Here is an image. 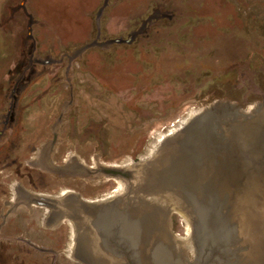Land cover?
Segmentation results:
<instances>
[{
  "label": "rangeland",
  "instance_id": "rangeland-1",
  "mask_svg": "<svg viewBox=\"0 0 264 264\" xmlns=\"http://www.w3.org/2000/svg\"><path fill=\"white\" fill-rule=\"evenodd\" d=\"M18 1L0 0V118L16 89L0 140V264H84L71 257L70 222L50 228L49 208H16L15 186L101 198L118 184L97 164H136L215 101L264 102V0H28L27 40ZM49 157L87 172L59 177L39 165ZM182 216L172 214V228L189 237Z\"/></svg>",
  "mask_w": 264,
  "mask_h": 264
},
{
  "label": "water",
  "instance_id": "water-1",
  "mask_svg": "<svg viewBox=\"0 0 264 264\" xmlns=\"http://www.w3.org/2000/svg\"><path fill=\"white\" fill-rule=\"evenodd\" d=\"M26 2L18 6L29 16L25 40L33 38L35 23ZM57 141L55 131L51 151ZM135 163H99L96 168L128 183L120 196L102 202L52 198L59 204L55 221L75 223L74 259L120 264L112 243L121 233L137 252V264H264V102L215 101L166 138L149 160ZM39 198L36 204L52 209L42 199L50 196ZM174 212L185 216L191 236L173 232Z\"/></svg>",
  "mask_w": 264,
  "mask_h": 264
},
{
  "label": "flooded vegetation",
  "instance_id": "flooded-vegetation-1",
  "mask_svg": "<svg viewBox=\"0 0 264 264\" xmlns=\"http://www.w3.org/2000/svg\"><path fill=\"white\" fill-rule=\"evenodd\" d=\"M21 1L22 0H19L17 3L16 6H11L12 9H13V13H16L17 14V6L21 4ZM28 1V0H27ZM28 6L27 2H26V7ZM21 10H23V12H25V10L23 8H21ZM26 13V12H25ZM15 14V15H16ZM27 15V14H26ZM28 16V15H27ZM11 17V16H10ZM29 18V16H28ZM35 19V18H34ZM36 21V19H35ZM35 25V24H34ZM27 31H28V26H27ZM33 37H34V32H33ZM34 47V46H33ZM31 60L32 62H37L39 64H42L40 62V58H33L31 57ZM58 60L56 59H50L49 60V63H43V64H52V63H56ZM10 111L8 110L7 111V114L6 113H2L1 116L3 118H0V140H4L5 138H8L7 137V130L9 128V124L11 122V117H12V113L11 112L10 114ZM9 115L8 119H6V116ZM193 117V116H190L189 119ZM188 119V120H189ZM176 130L180 129V128H175ZM169 132V131H168ZM173 133V132H172ZM171 133V134H172ZM171 136V135H170ZM169 137V136H168ZM155 143V142H154ZM154 143L151 144L150 148L148 149V151L145 153V155L143 156V158H141L142 160H144V158L148 157V159L146 160H149L150 157H152L154 154H152V156L150 155L151 154V151L152 149L154 148ZM160 146V145H159ZM158 148L155 149V151L157 150ZM149 153V154H148ZM45 157H46V154H44ZM149 155V156H147ZM33 157V155H32ZM64 161L62 163H57V168L56 166L52 167V160L49 158L45 159V163L44 164H39L40 166L44 167V168H49V170L52 172V173H57L59 174V177L61 176L62 178H65V177H73V176H83L86 172H87V169L80 164V162H75L74 160H70V159H67V158H64L63 159ZM70 160V161H69ZM134 163H127L125 164L124 166L122 167H129V166H133ZM96 166L94 165H91V168H95ZM97 167H98V164H97ZM57 169V170H56ZM55 175V174H54ZM57 177V176H56ZM81 178V177H80ZM117 186L118 188H116L115 190H112L111 192H108L106 193L103 197L101 198H95V199H90L89 201L90 202H102V201H105V200H109V199H112L123 194V192L126 190V186L128 183L124 184V181L121 180V179H117ZM126 185V186H125ZM15 189L18 191L19 193V197L18 199L15 201V207L17 208L18 206H21V205H27V204H36L35 201L36 199H40L39 196L42 195V196H50L51 199H46V198H42L44 199L46 202H48V204L52 207L51 211H48L46 209V214L48 213L47 217L49 218L50 217V220L49 222H47L46 224L50 227V228H57L58 225L59 227L64 224V223H69L70 227H71V230H70V241L68 243V245L71 243L74 247H76V244L78 242V238H79V235L76 233V226H75V223L73 221H69L68 218H63L61 220H56L55 221V214H57V212H55L56 210V207L59 206V204L56 202V200H53L52 198H59L61 196H64V195H60L59 193L61 192L62 188L60 187H57L55 190L56 192H52V191H48V192H38L36 191L35 193L32 192L30 190H28L27 188H25V186H23L22 184H17L15 186ZM71 190H73L74 192H70L69 194H67L68 196L70 197H73L71 200H75L77 198V196L75 195V193L77 194H81L80 192L70 188ZM119 189V190H118ZM118 191V192H117ZM65 192V191H63ZM74 195V196H72ZM82 198V197H81ZM70 199V198H69ZM38 205V204H36ZM40 208H46V206H41V205H38ZM53 213V214H52ZM9 214H10V211H7V214L5 215L4 217V223L7 222L8 218H9ZM45 214V216H46ZM107 217L104 216V219H106ZM183 218V216H182ZM186 220L185 218H183V221ZM38 221V219H37ZM185 222V221H184ZM120 226V225H119ZM184 227H185V231L187 230H191L192 232V229L187 225L186 227V222L184 224ZM189 227V228H188ZM173 232H174V229L172 228ZM175 233V232H174ZM176 234V233H175ZM119 235V238L116 236V238L114 239V242L112 243L115 247L114 249V252L117 254L116 256H118V262L120 264H137L138 263V256H137V252L136 251H133V247L129 244V243H124V241H127L123 238H120V236H122L121 233L118 234ZM191 236V235H190ZM185 238H187V236L185 235ZM128 242V241H127ZM71 245V246H72ZM76 250V248H75ZM75 253V252H74ZM71 257L74 258L73 255H71ZM58 258V257H57Z\"/></svg>",
  "mask_w": 264,
  "mask_h": 264
},
{
  "label": "bare ground",
  "instance_id": "bare-ground-1",
  "mask_svg": "<svg viewBox=\"0 0 264 264\" xmlns=\"http://www.w3.org/2000/svg\"><path fill=\"white\" fill-rule=\"evenodd\" d=\"M190 114H191V113H190ZM192 114H194V113H192ZM187 121H188V119L184 122V124H185ZM187 123H188V122H187ZM187 123H186V124H187ZM184 126H185V125H184ZM184 126H183V127H184ZM183 127H182V128H183ZM182 128H181V129H182ZM181 129H179V130H181ZM179 130H178V131H179ZM175 131H176V129L173 128V129H171V131H169L168 133H166V134H162V135H159V136L157 137V139L155 140V143H154V146H153L154 148L152 149L150 155L152 156V154H154V153L156 152L155 149L158 148L159 145H160V144H161L166 138H168V136L172 135ZM178 131H177V132H178ZM172 132H173V133H172ZM171 133H172V134H171ZM175 133H176V132H175ZM175 133H174V134H175ZM148 154H149V153H148ZM147 156H149V155H147ZM142 158H143V157H142ZM146 159H148V157L144 158V160H146ZM131 164H132V163H131ZM121 166H122V165H121ZM117 192H118V191H117ZM63 193H64L63 195L66 196V195L69 194L70 192H69V191H65V192H63ZM112 198H113V197H112ZM188 225H189V223H188ZM186 227H187V226H186ZM189 227H190V226H189ZM189 227H188V228H189ZM190 228L192 229V226H191ZM188 232H191V230L189 229ZM188 236H189V235H188Z\"/></svg>",
  "mask_w": 264,
  "mask_h": 264
}]
</instances>
